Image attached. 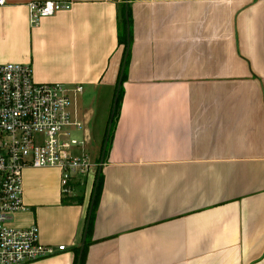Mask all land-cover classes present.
I'll return each mask as SVG.
<instances>
[{
  "label": "crops",
  "instance_id": "1",
  "mask_svg": "<svg viewBox=\"0 0 264 264\" xmlns=\"http://www.w3.org/2000/svg\"><path fill=\"white\" fill-rule=\"evenodd\" d=\"M31 1L45 0L0 5V63L95 95L117 83L120 6L132 10L85 264H264V0H63L36 27ZM24 174L12 222L67 247L31 264H73L96 173L68 198L58 169Z\"/></svg>",
  "mask_w": 264,
  "mask_h": 264
},
{
  "label": "built area",
  "instance_id": "2",
  "mask_svg": "<svg viewBox=\"0 0 264 264\" xmlns=\"http://www.w3.org/2000/svg\"><path fill=\"white\" fill-rule=\"evenodd\" d=\"M6 0H0L4 5ZM71 1L45 0L27 4L29 23L70 10ZM84 84L67 85L35 80L32 65L0 63V264H31L67 249L45 243L38 224L17 227L12 222L24 204V171L56 168L65 198L97 173L89 154L90 131L79 98ZM71 130L83 132L81 137Z\"/></svg>",
  "mask_w": 264,
  "mask_h": 264
},
{
  "label": "trees",
  "instance_id": "3",
  "mask_svg": "<svg viewBox=\"0 0 264 264\" xmlns=\"http://www.w3.org/2000/svg\"><path fill=\"white\" fill-rule=\"evenodd\" d=\"M127 12H128V20L126 18L127 16ZM127 22H129V25H130V31H129V34H128V25H127ZM119 25H120V28H119V41L121 42V45H124V50H123V55H122V63H121V67H120V70H119V76H118V80H117V83L116 85L114 86V90H115V93L117 92V86H118V83L120 81V79H122L121 81V85H120V95H119V98H118V102H117V108H116V111H115V115H114V120H113V126H112V129H111V133H110V137H109V143L107 145V149L105 151V157H104V162L107 158V153L111 147V143H112V138H113V134H114V129H115V126H116V121L118 119V114H119V111H120V103L124 97V94H125V90H124V83L125 81H127L128 79V74H127V71H128V67L130 65V62H131V45H132V34H133V25H132V10L130 9V5L128 2H125L124 4H122L120 6V14H119ZM128 38H129V41H128ZM130 43V47L128 48V44ZM106 135V133H105ZM102 154H101V157L99 158V162L101 161V158H102ZM97 173H96V176H95V180H94V183H93V191L91 193V196H90V200H89V206H88V210H87V214H86V217H85V224H84V229H83V234L85 232V228H86V224H87V216H88V212L90 210V207H91V201H92V198L93 196L95 195V200H94V207H93V211H92V214H91V218H90V224L88 226V231H87V240H86V243H85V246L82 250L81 246L79 247H76L73 252L75 253L74 255V260H73V264H85L86 263V259H87V250H88V247L89 245L92 243V239H91V234H92V231H93V227H94V223H95V213H96V210H97V207H98V203H99V200H100V196H101V193H102V190H103V187H102V183H103V180H102V171L101 173L99 174V168L96 170ZM98 180V182H97ZM82 234V236H83ZM82 251V252H81Z\"/></svg>",
  "mask_w": 264,
  "mask_h": 264
},
{
  "label": "rangeland",
  "instance_id": "4",
  "mask_svg": "<svg viewBox=\"0 0 264 264\" xmlns=\"http://www.w3.org/2000/svg\"><path fill=\"white\" fill-rule=\"evenodd\" d=\"M124 50V48H123ZM115 90L100 89L95 95L92 91L85 90L79 98V107L81 113H86L85 126L90 131V140L88 141L89 154L99 163V158L103 152L105 143V133H107L109 120L113 109ZM72 135L81 137V131L71 130ZM102 159V158H101Z\"/></svg>",
  "mask_w": 264,
  "mask_h": 264
},
{
  "label": "water",
  "instance_id": "5",
  "mask_svg": "<svg viewBox=\"0 0 264 264\" xmlns=\"http://www.w3.org/2000/svg\"><path fill=\"white\" fill-rule=\"evenodd\" d=\"M127 20H128V12H127V16H126ZM127 25H128V34H129V31H130V25H129V22H127ZM128 41H129V38H128ZM130 47V43L128 44V48ZM121 81L122 79H120L119 83H118V86H117V92H116V95H115V98H114V102H113V109H112V113H111V116H110V120H109V126H108V130H107V133H106V136H105V143H104V148H103V152H102V159L100 161V165H99V174L101 173V170H102V165L104 164V157H105V151L107 149V145L109 143V137H110V133H111V129H112V126H113V120H114V115H115V111H116V108H117V102H118V98H119V95H120V85H121ZM98 182V180H97ZM94 200H95V195L93 196L92 198V201H91V207H90V210L88 212V216H87V224H86V228H85V232L83 234L84 238H83V241H82V244H81V248L83 250L84 246H85V243H86V240H87V231H88V226L90 224V218H91V214H92V211H93V207H94ZM82 252V251H81Z\"/></svg>",
  "mask_w": 264,
  "mask_h": 264
}]
</instances>
